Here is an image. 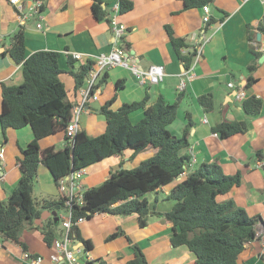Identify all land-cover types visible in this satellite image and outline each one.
<instances>
[{"label": "crops", "instance_id": "obj_1", "mask_svg": "<svg viewBox=\"0 0 264 264\" xmlns=\"http://www.w3.org/2000/svg\"><path fill=\"white\" fill-rule=\"evenodd\" d=\"M27 12L35 0H21ZM134 8L126 14L119 13L120 0H103V7L109 16L127 27L123 45H129L130 56L138 62L143 71H148L152 65H163L165 76L159 85L149 83L141 85L139 78L127 68L117 66L101 75L106 77L105 84L100 88L97 100H91L81 114L79 129L85 130L91 136L105 132L107 122L101 115L102 107L115 95L116 100L111 106L118 110L123 104L141 101L149 96V105L160 95L169 103H178V114L182 112L179 130L188 124L186 113L192 115L193 124L190 128V146L183 154L191 157L186 172L174 182L163 186L158 192H152L155 205L160 212L172 209L173 202L166 199L169 192L189 172L197 169L202 163L218 161L226 175L242 174L240 186H235L228 194L220 196L219 200H234L243 207L250 216H260L257 239L248 242L245 250L239 256L240 264H264V166L257 168L259 160L264 161V105L262 112L255 118H248L250 128L245 134H237L222 139L212 129L222 122L245 120L242 103L245 99L256 96L264 102V61L259 62L251 52L255 50L264 53V34L257 30L264 16L262 0H215L210 6L211 23L203 25L202 8L186 9L178 0H129ZM44 29L39 30L35 20H29L22 25L17 8L9 0H0V113L2 111V85H20L23 81L22 65L16 64L8 51L11 47L10 36L21 28L25 29L27 57L38 51H55L60 53V65L65 71L59 78L65 85L69 101L76 105L81 103V91L85 85L76 89L72 71H77L82 64L94 60L96 56L110 53L116 46L115 35L111 24L97 21L93 15V0H45ZM170 26L174 35L186 38L191 45L195 44L191 36L196 34L200 42L208 40L204 45L202 56L194 62L190 70L185 69L179 60L169 34ZM252 30L256 39L251 43L248 39ZM261 34V36H259ZM79 53L82 60L76 61L71 55ZM256 61L253 72L256 82L246 89L249 76L248 68ZM87 80V79H86ZM118 80L125 82V87L116 91ZM185 82V90L179 91L181 81ZM233 83L234 87H229ZM243 90L244 100L237 97V92ZM211 94L214 99V109L205 111L199 104L198 97ZM145 115L139 110L131 115L135 123ZM183 118V119H182ZM176 119V120H177ZM183 127V128H182ZM31 126L22 129L9 128L6 139L0 126V200L7 201L15 191L21 177L17 160L22 157V150L34 140ZM41 148L54 146L63 149L66 145L65 132H59L40 140ZM155 154L154 148H149L139 154L126 150L120 156H112L86 168L81 179L83 189L96 187L105 182L112 172L123 168L133 169ZM40 192V201L44 198L60 197L58 186L49 169L41 165L38 170L34 189ZM33 189V191H34ZM49 212V215L46 213ZM65 211H43V226L49 218L59 217L60 227ZM263 222V226L259 223ZM119 227L140 245L150 264H196V256L186 246L174 247L171 244L172 224L165 218L151 216L149 225L140 228L136 216H110L96 214L79 226L81 235L93 242L89 252L84 245L74 246L83 252L87 260L101 259L109 264H125L133 257V250L125 236L107 241V237L116 232ZM21 241L26 245H18L5 240L0 235V264H30L24 258V251L40 255L50 263L53 248L49 247L44 236L38 229L25 230ZM98 252V254H95Z\"/></svg>", "mask_w": 264, "mask_h": 264}, {"label": "trees", "instance_id": "obj_2", "mask_svg": "<svg viewBox=\"0 0 264 264\" xmlns=\"http://www.w3.org/2000/svg\"><path fill=\"white\" fill-rule=\"evenodd\" d=\"M45 1V0H44ZM186 9L203 8L213 5L215 0H178ZM134 3L120 0L119 13L126 14L133 10ZM42 6L41 10L44 11ZM92 11L99 22L111 23V17L103 7V0H93ZM173 48L183 63L190 70L195 62L196 47L183 37L174 35L167 26ZM257 30L264 34V16ZM248 39L253 43L256 35L249 31ZM11 47L8 51L13 61L22 65L24 81L20 85H2V111L0 126L6 139L9 128L22 129L31 126L34 140L22 150V157L17 163L21 177L15 191L7 201L0 200V235L22 245L25 230L38 229L44 236L45 243L52 247L56 240L62 239L64 228L59 224V217L49 218L43 226L37 224L43 211L66 210L65 198H44L38 203L33 197V189L41 165L47 167L57 186L61 179L72 172L86 169L112 156H120L130 149L139 154L149 148L155 149L151 158L143 161L138 167L127 170L120 168L111 173L102 184L84 189V205H74L73 218L92 219L96 214L110 216H136L140 228L149 225L151 216L165 218L172 224L171 244L174 247L186 246L196 256V264H240L239 256L245 245L257 239V224L260 216H250L248 212L230 199L220 201L219 197L228 194L235 186H240L242 174L226 175L218 161L202 163L197 169L188 173L166 196L173 202L167 212H160L150 204L147 195L158 192L181 177L190 164L191 157L183 154L190 146L189 134L193 124L192 115L186 113L188 124L182 136L174 135L168 127L177 119L178 103H169L163 95L149 105V96L141 101L123 104L118 110L111 106L116 95L101 109V115L107 122L104 133L91 136L85 130H79L71 140L67 128L73 118V104L69 101L65 85L59 76L65 72L60 65V53L55 51H38L27 57L26 33L21 28L9 38ZM129 49V45L125 43ZM256 59L262 53L251 46ZM92 60L82 64L77 71H72L76 89L85 85L86 79L93 70ZM256 61L248 68L249 76L246 89L256 82L253 72ZM106 77L98 81L96 88H101ZM125 87L123 80L115 84L116 91ZM199 104L205 111L214 109L211 94L198 97ZM264 102L256 96L245 99L242 103L247 115L245 120L222 122L212 131L222 139L237 134H245L250 128L248 118H255L262 112ZM144 110V117L138 122L131 120V115ZM59 132H65L66 145L63 149L54 146L41 148L40 140ZM71 236L83 243L87 252L94 247L91 240L82 237L79 227L71 229ZM125 236L133 250V257L125 264H150L139 244L119 229L107 237V241ZM85 264H109L101 259Z\"/></svg>", "mask_w": 264, "mask_h": 264}, {"label": "built area", "instance_id": "obj_3", "mask_svg": "<svg viewBox=\"0 0 264 264\" xmlns=\"http://www.w3.org/2000/svg\"><path fill=\"white\" fill-rule=\"evenodd\" d=\"M12 5L17 8L19 13V18L22 25H25L29 20H35L37 28L39 30L44 29L43 21H44V11L41 10L42 6H44V0H35L33 2L32 8L25 11V4L21 0H9ZM264 2V0H262ZM204 12V16L202 17L203 25H209L211 23V15H210V5L204 6L202 8ZM111 29L115 35L116 41L119 43H123L124 36L127 33V27L121 23H119L114 17L111 18ZM192 42L195 44L197 54L195 57V62H198L202 56V51L204 45L208 42V40L199 41L197 40L196 34L191 36ZM71 57L76 60H82L83 56L79 53H72ZM91 60V59H90ZM95 62L93 66V70L91 71L89 77L87 78L86 87L82 89L81 103L73 105V118L70 121L67 128V136L72 140L79 129V120L81 114L83 113L86 105L91 100H97L100 95V88H96V85L99 81V78L103 73L107 70L121 66L127 69H130L134 75L139 78L140 84L145 85L149 83L150 85H159L165 76V67L163 65H152L148 71H143L139 68L138 62L130 56L129 51L122 44L116 43L115 48L108 54H102L100 56H96L94 60ZM229 87H234L233 83L228 84ZM179 91L185 90V82L182 80L179 87ZM237 97L240 100H244L245 94L243 90L237 92ZM264 166V161L259 160L256 167L262 168ZM86 173L85 169H81L75 172H72L69 176L61 179L58 183V190L60 195L65 198V215L62 217V227L65 232L62 239L56 240L52 246L53 253L50 256L51 264H82L80 262L79 253L80 251L74 248L75 245L79 244L75 238L71 236V229L73 227H79L84 222H86L85 217H80L78 219L73 218V208L74 205L82 206L84 205V189L81 185V179L84 177ZM0 176V180H1ZM79 181V182H78ZM24 258L30 264H46V260L44 257L40 255L32 254L28 251H24Z\"/></svg>", "mask_w": 264, "mask_h": 264}, {"label": "rangeland", "instance_id": "obj_4", "mask_svg": "<svg viewBox=\"0 0 264 264\" xmlns=\"http://www.w3.org/2000/svg\"><path fill=\"white\" fill-rule=\"evenodd\" d=\"M181 117H183L182 116V112H180V114H179V118L173 123V124H171L169 127H168V129L174 134V135H176V136H182V129L181 130H179L178 128L180 127L179 125V121H181ZM183 119V118H182ZM183 128V127H182ZM81 181V180H80ZM79 182V181H78ZM33 197H34V199H35V202H39L40 201V199H41V197H40V192L38 191V188H35L34 189V191H33ZM147 197H148V199L150 200V201H152L153 200V197H154V195L153 194H148L147 195ZM95 254H98V252H96Z\"/></svg>", "mask_w": 264, "mask_h": 264}, {"label": "water", "instance_id": "obj_5", "mask_svg": "<svg viewBox=\"0 0 264 264\" xmlns=\"http://www.w3.org/2000/svg\"><path fill=\"white\" fill-rule=\"evenodd\" d=\"M259 36H261V34H259ZM263 61H264V53L262 54V56H261L260 59H259V62H260V63H262ZM46 215H49V212H47ZM37 221H38L39 223H41L42 219L40 218V219H38ZM259 226H263V222L259 223ZM79 244H80V246H79L78 249H80V247L83 246V243H80V242H79ZM79 257H80V262H81L82 264H85L87 258L84 256V253H83V252L79 253Z\"/></svg>", "mask_w": 264, "mask_h": 264}]
</instances>
